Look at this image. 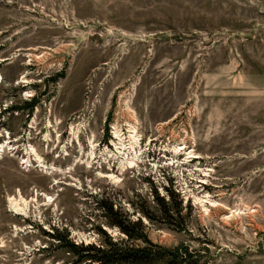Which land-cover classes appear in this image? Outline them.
<instances>
[{"label":"rangeland","instance_id":"obj_1","mask_svg":"<svg viewBox=\"0 0 264 264\" xmlns=\"http://www.w3.org/2000/svg\"><path fill=\"white\" fill-rule=\"evenodd\" d=\"M0 75V264H96L47 232L125 241L101 201L198 264H264V0H0Z\"/></svg>","mask_w":264,"mask_h":264},{"label":"trees","instance_id":"obj_2","mask_svg":"<svg viewBox=\"0 0 264 264\" xmlns=\"http://www.w3.org/2000/svg\"><path fill=\"white\" fill-rule=\"evenodd\" d=\"M167 200L159 198L158 211L161 216L169 219H178L179 208H172L173 193L165 186ZM157 198V197H156ZM158 199V198H157ZM104 217L111 225H116L126 236V240L113 239L104 230L97 229L99 235L98 243L76 244L73 243L65 234H60L57 229L48 233L58 245L72 255L78 263L96 264H198L193 259V254L186 247L176 245L166 248L152 243L147 239L145 233L133 229L134 224H130L123 218L117 210H113L110 202L101 201ZM149 220H154L147 215ZM134 240L138 243H134ZM130 241V242H128Z\"/></svg>","mask_w":264,"mask_h":264},{"label":"bare ground","instance_id":"obj_3","mask_svg":"<svg viewBox=\"0 0 264 264\" xmlns=\"http://www.w3.org/2000/svg\"><path fill=\"white\" fill-rule=\"evenodd\" d=\"M113 136L118 140V142L114 143V149L115 150L107 151V152H109V156H111L113 158H116L120 162V169L121 170L124 168V164L125 163H126V165H128L126 167H132L135 164L136 160L141 157V152H140L141 148L139 146V135L137 134V132L135 130V127L133 126V127L130 128V134H129L128 138L124 137V135H122L120 130L117 129V128H114ZM167 149H168V147L164 148V150H167ZM30 151L34 154V157L39 159V156H37V154L35 153V150L32 147H30ZM168 151H169V149H168ZM171 151L175 155H177V154H186L187 157H190V156L193 155L190 150H184L182 144L172 145ZM93 153H94V147L91 146V150L89 151L88 155L92 157ZM107 176L111 180H118L116 175H114L112 173L108 174ZM205 202H208V204H214V201H212L210 199L206 198V201L203 200L202 201V206H203L205 211L207 210ZM26 204H27V201L24 198H22L20 195H19L18 198H15V197H10L9 198V206L14 211H23L25 209V207H26Z\"/></svg>","mask_w":264,"mask_h":264}]
</instances>
